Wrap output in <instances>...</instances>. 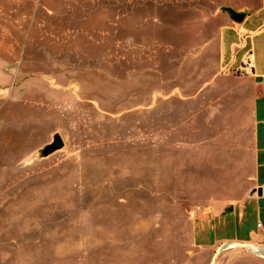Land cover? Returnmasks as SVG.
Returning a JSON list of instances; mask_svg holds the SVG:
<instances>
[{
	"label": "rangeland",
	"instance_id": "rangeland-1",
	"mask_svg": "<svg viewBox=\"0 0 264 264\" xmlns=\"http://www.w3.org/2000/svg\"><path fill=\"white\" fill-rule=\"evenodd\" d=\"M258 2L0 0V264L264 257L261 239H219L264 222L263 201L244 200L224 230L196 214L226 193L192 173L184 115L161 114L177 89L191 93L193 66L214 61L201 54L219 16ZM55 134L63 147L43 155Z\"/></svg>",
	"mask_w": 264,
	"mask_h": 264
},
{
	"label": "crops",
	"instance_id": "crops-1",
	"mask_svg": "<svg viewBox=\"0 0 264 264\" xmlns=\"http://www.w3.org/2000/svg\"><path fill=\"white\" fill-rule=\"evenodd\" d=\"M244 12L239 24L228 15L219 16L223 22L206 43L214 44L213 52L201 54L213 55L214 61L193 66L199 77L192 82L191 93L180 95L177 89L175 107L161 109V114L185 117L184 127L177 129L182 133L184 128L187 136L186 128L190 129L192 142L187 145L197 159L191 165L192 173L205 177L209 192L226 193L224 202L216 203L212 196L204 206H193L195 213L208 216L206 221L214 222L217 230L231 225L232 215H242L244 200L252 206L263 201L264 209V0ZM248 57L253 68L238 74L237 68ZM168 97H164L166 101ZM171 134L168 129L167 135ZM219 239L248 245L258 239L264 242V222L256 221L243 236ZM249 261L264 264V257Z\"/></svg>",
	"mask_w": 264,
	"mask_h": 264
},
{
	"label": "water",
	"instance_id": "water-1",
	"mask_svg": "<svg viewBox=\"0 0 264 264\" xmlns=\"http://www.w3.org/2000/svg\"><path fill=\"white\" fill-rule=\"evenodd\" d=\"M226 13L229 16V18L232 20V22L237 24L241 23L246 16V13L244 11L235 12L231 9H226ZM62 147H63V141L61 137L58 134H55L52 138V141L43 148L42 154L43 155L52 154L53 152L60 150Z\"/></svg>",
	"mask_w": 264,
	"mask_h": 264
},
{
	"label": "built area",
	"instance_id": "built-area-1",
	"mask_svg": "<svg viewBox=\"0 0 264 264\" xmlns=\"http://www.w3.org/2000/svg\"><path fill=\"white\" fill-rule=\"evenodd\" d=\"M252 68H253L252 60H251L250 57H248L247 60L242 63V66H240L239 68H237L236 72L238 74H240V75L241 74H246ZM258 227H260V225H258Z\"/></svg>",
	"mask_w": 264,
	"mask_h": 264
},
{
	"label": "bare ground",
	"instance_id": "bare-ground-1",
	"mask_svg": "<svg viewBox=\"0 0 264 264\" xmlns=\"http://www.w3.org/2000/svg\"><path fill=\"white\" fill-rule=\"evenodd\" d=\"M226 246H228V248H234V247H237V246H240V245H239V243L234 242V243H228V244H226ZM252 247H253L254 250H257V248H255L254 246H252ZM261 253H263V252H261Z\"/></svg>",
	"mask_w": 264,
	"mask_h": 264
}]
</instances>
